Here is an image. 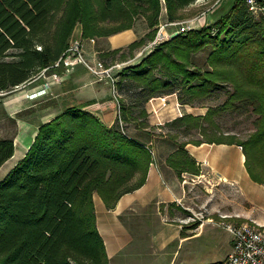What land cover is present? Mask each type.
I'll use <instances>...</instances> for the list:
<instances>
[{
	"label": "trees",
	"instance_id": "obj_1",
	"mask_svg": "<svg viewBox=\"0 0 264 264\" xmlns=\"http://www.w3.org/2000/svg\"><path fill=\"white\" fill-rule=\"evenodd\" d=\"M196 1L0 0V93L9 94L48 70L68 48L77 25L83 39H93L142 20L149 29L142 38L103 54L122 62L153 40L162 9L168 23L177 22ZM218 14L214 23L171 36L120 72L116 88L130 83L136 96L125 105L116 90L119 119L112 126L83 110L88 103L66 106L38 125L24 156L0 180V264H108L92 197L97 194L110 208L143 184L152 154L146 144L147 114L139 107L164 92H182L188 96L183 103L192 104L193 97L209 96L215 85L231 87L225 101L204 115L183 114L159 125L176 130L169 137L175 150L166 164L178 174H197L186 143L232 141H178V132L207 136L216 128L213 116L244 107L255 116L253 131L239 142L244 165L251 180L264 184V20L254 23L242 0ZM201 52L206 55L199 66L194 60ZM133 107L142 118L134 123L143 131L137 137L126 134L123 125ZM13 136L0 138V166L13 155Z\"/></svg>",
	"mask_w": 264,
	"mask_h": 264
},
{
	"label": "crops",
	"instance_id": "obj_2",
	"mask_svg": "<svg viewBox=\"0 0 264 264\" xmlns=\"http://www.w3.org/2000/svg\"><path fill=\"white\" fill-rule=\"evenodd\" d=\"M207 13L203 14V17L206 16L203 22L207 21V24L212 17L215 19L219 15L217 13L211 16ZM165 17L162 9L159 18L165 21ZM148 31L146 26L141 33L128 29L105 37H95L90 42V39H82L81 30L78 31L75 27L69 43L80 39L86 59L103 60L107 66H112L113 63L121 61L117 58L111 61L110 57H103V54L126 47L142 38ZM134 56L121 63L138 62V58L135 59ZM53 71L61 73L60 69H44L34 79L17 87L13 92L0 93V107L9 116L32 108L38 101L36 98H45L54 90V86L57 88L51 83L49 76ZM68 78L72 98L83 104L88 103L84 107L86 111L95 115L105 126H112L119 118V104L111 95L108 80L97 82L80 67H76ZM46 82H50L46 91L43 94L38 93ZM35 93L37 95L33 97ZM60 93L63 95L62 91ZM60 93L51 97L55 98ZM59 101H56L55 106L43 109L42 115L45 118L41 116L42 120L37 122L33 130L28 127L34 125V122H25L23 131L27 137L14 138L13 155L0 169L15 156L18 143L29 140V144L12 164L0 173V180L24 156L38 125L55 116L54 112L61 107L59 105L62 102L59 104ZM186 106L178 101L175 90L151 97L139 108L145 110L146 121L153 126L164 124L183 114L204 115L202 112L189 113L185 109ZM134 108L132 110L135 113L124 125L128 122L134 124L142 119L136 115L137 109ZM35 116L39 115L33 117ZM158 137L161 140L158 143L160 149L167 144L169 147L162 151L156 148L154 153L150 150L152 161L141 186L122 194L110 208L97 194H93L95 226L102 239L108 264H216L230 252L232 245L230 234L219 228L216 221L223 219L264 228V184L256 183L249 177L239 144L186 143L184 149L193 162V168L198 172L194 174L188 170L178 174L166 164L167 157L175 150L173 141L164 136ZM204 161L206 164H203ZM183 173L186 177H182ZM197 185L200 189H196ZM207 238L211 241H207Z\"/></svg>",
	"mask_w": 264,
	"mask_h": 264
},
{
	"label": "rangeland",
	"instance_id": "obj_3",
	"mask_svg": "<svg viewBox=\"0 0 264 264\" xmlns=\"http://www.w3.org/2000/svg\"><path fill=\"white\" fill-rule=\"evenodd\" d=\"M234 1L235 0H197L196 3H194L191 6L186 7L184 10H182V14H183L184 18L180 21H177V22H181L180 24H178L179 26L168 25V22L166 20L164 21L163 19L159 18V25L156 27L155 33L158 31L159 27L163 28L164 40L162 42H165V41H168L170 39V37L172 36V33L176 29L184 28V27H186V25H189V27H191V29H193V28L203 27V26H206L208 24H212V23H214V22H212V21H214V18L212 17L211 18L212 20L209 21V23L207 24L206 23L207 21L203 22L204 17L206 18V16L203 17V14L205 15L208 11L211 10L209 13H207V15L213 16L217 13L222 12L225 8H227L229 6L230 3H233ZM258 21H260L259 18L253 19L254 23L258 22ZM145 26H146L145 23L141 20V21H138L134 25V28H131V29H133L135 31H139L141 33V32H143V28H145ZM215 26L216 25L213 24V27H212L213 29L210 31V33L215 32V29H214ZM76 30H78V31L81 30L80 25L76 26ZM103 37H105V36H103ZM93 38H95V37H93ZM85 40H88V39L86 38ZM149 43H150V41L146 42L141 47L133 50V55H135L134 56L135 59L137 57L138 58L137 60L139 61L141 58L144 57L145 54L148 53L147 45ZM205 55H206V52L198 53L195 60H194L195 63L199 66L202 65L204 62ZM115 58H117V57H115ZM101 61L103 62V60H101ZM136 62L137 61H135V62L134 61H132V62L127 61L125 63L118 62L117 64H120V68H113L112 69V76L116 77V79H115L116 81H119L121 79L120 72L126 67L125 65H127L128 63L134 64ZM103 64L106 65L104 62H103ZM113 64L115 65V63H113ZM76 67H80L85 71V69L81 65L75 66L74 70L76 69ZM71 73L69 74V76L71 75ZM153 73L155 75L158 74L156 71H154ZM67 76L68 75H63L62 76L63 79L60 80L59 82H56L58 80H56V81L52 80L53 82H51V83L53 85H56L57 88H55V86H54V90L49 92V94L47 95L48 97L45 96V98H43L44 97L43 96L42 98H36V100H38V101H36V103L34 104V106L32 108L25 109V110L18 112L12 116H9L0 107V138L1 137H12L13 135H14L13 140L16 136L19 139H20V136H23V138H24V136L26 135V133L23 131V127H24L25 122H27V123L28 122L31 123V121L34 122V123H32V124H34V125H32L33 128H31L32 126L28 125L29 126L28 129L33 130L36 127L37 122L41 121L42 118H45V116L42 115V113H44L43 109H45L48 106H52V107L55 106L57 104V102H56L57 100H60L59 104H60V102H62V103H61V105H59L61 107L54 112L55 116L58 115V113H60V111L66 106H68V107L69 106L79 107L80 105H82L83 103L78 102L76 99L72 98V96H71L72 92L71 91L69 92V90L71 89L70 79L68 78L69 76L68 77ZM93 78L97 82H99V81L104 82V79L106 81L108 80V82L110 81L109 78H102L100 80L95 78V77H93ZM122 83H123V86H122L121 91H119L118 90L119 88L117 89L116 86L114 85L115 94L119 93V95H120L119 100L123 99L124 103L126 105V104L131 103L132 98H134L136 96L135 95L136 93L134 90H132L130 88V85H129L130 83H126V82H122ZM218 85H215V88L211 89L209 96L202 97V98L193 97L192 104L185 103L187 105L185 109L187 111H189V113L202 112L204 114L206 112L207 108L216 107V106L221 105L225 101V99L227 97V93L229 91H231V87L229 85H224V84H218ZM116 90L118 91L117 93H116ZM61 91H62L63 95H61V93H60ZM110 91H111V95H113L111 84H110ZM56 93H60V94L55 98L51 97V95H56ZM35 95H37V94H35ZM177 95H178V97L180 95L181 96L180 98H182L181 101L178 100L179 102L183 103L188 99V96L184 95L182 92H177ZM33 97H35V96H33ZM117 100H118V98H117ZM118 101H117V103H118ZM84 109L85 108H83V110ZM36 111L38 113H35ZM85 111H86V109H85ZM34 115H39V116H35L36 117L35 118V117H33ZM41 116H42V118H41ZM54 117H52V118H54ZM254 117L255 116L251 113L250 109L244 108V107H240V109H236V110H225L222 113L213 116V122L215 123L216 128H214L213 130H211L209 128L210 130H208V132L206 134L207 136L202 137L196 131H193V130L191 132L181 131V132H178L177 140L178 141L197 140V139L205 140L206 138L210 137V138L223 139L224 141H232L233 143L239 144L240 141H244L247 138V136L253 131ZM11 118H14L15 121L12 122ZM161 125H163V124H161ZM160 126L159 125L153 126L152 124H149V128L145 132L148 134V137L150 138L146 144L150 147V150L153 151V153L157 149L159 151H162V150H167L169 147V144H167L166 147H162V149H160L159 148L160 145L158 143H160L161 140L159 139L158 136H164V138H169L171 135H175V133H176V130L174 128H171V127L158 128ZM124 132L126 134H128L130 136H134V137H137L138 134H140L139 132L143 133V131H140V130L138 132V130H136V128H135V125L131 122H128L127 124L124 125ZM35 133H36V131H35ZM26 137L27 136H25V138ZM142 140L144 141V140H148V139H142ZM28 144H29V140L24 141V143H20V144L18 143V147H17V151L15 153V156L10 161L6 162V164H4V166L0 169V173H2L7 167H9L12 164L14 159L17 158L27 148ZM198 185H197L196 189L199 188ZM192 216H194L193 213H192ZM197 217L200 219V216L197 215ZM191 220L194 221L196 219L191 218ZM221 234H223V233H221ZM202 240H204V239L202 238ZM206 240L211 241V239H208V238Z\"/></svg>",
	"mask_w": 264,
	"mask_h": 264
},
{
	"label": "built area",
	"instance_id": "obj_4",
	"mask_svg": "<svg viewBox=\"0 0 264 264\" xmlns=\"http://www.w3.org/2000/svg\"><path fill=\"white\" fill-rule=\"evenodd\" d=\"M248 14L254 18H261L264 20V0H242ZM217 3V2H216ZM181 22H171L168 25L179 26ZM167 25V24H166ZM165 25V26H166ZM191 27L186 25L184 28L176 29L174 33H180L190 30ZM164 40L163 28L158 29L152 41L147 45L148 52L162 43ZM93 40L90 39V42ZM146 49V48H145ZM81 65L87 74L97 79L109 78L112 88V96L117 100L118 95L115 94V78L112 76L113 68H120V64L106 66L101 60H88L84 57L82 41L74 39L68 44V48L62 53L59 59L51 65L50 69H60L61 73L55 71L49 73L51 81L62 80L63 75H68L74 71V67ZM44 70V69H43ZM52 81V82H53ZM50 82L44 84V88L38 93H44ZM119 119V118H118ZM119 124L121 122L119 120ZM239 149L242 147L239 145ZM203 164H206L204 161ZM182 177H186L183 173ZM216 225L228 232L231 236V250L230 252L216 264H264V228L257 227L249 223H236L227 220H219L215 222Z\"/></svg>",
	"mask_w": 264,
	"mask_h": 264
},
{
	"label": "water",
	"instance_id": "obj_5",
	"mask_svg": "<svg viewBox=\"0 0 264 264\" xmlns=\"http://www.w3.org/2000/svg\"><path fill=\"white\" fill-rule=\"evenodd\" d=\"M176 34H178V33H174L172 36H174V35H176Z\"/></svg>",
	"mask_w": 264,
	"mask_h": 264
},
{
	"label": "bare ground",
	"instance_id": "obj_6",
	"mask_svg": "<svg viewBox=\"0 0 264 264\" xmlns=\"http://www.w3.org/2000/svg\"><path fill=\"white\" fill-rule=\"evenodd\" d=\"M36 94V93H35ZM34 96H36V95H34Z\"/></svg>",
	"mask_w": 264,
	"mask_h": 264
}]
</instances>
